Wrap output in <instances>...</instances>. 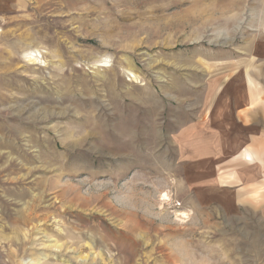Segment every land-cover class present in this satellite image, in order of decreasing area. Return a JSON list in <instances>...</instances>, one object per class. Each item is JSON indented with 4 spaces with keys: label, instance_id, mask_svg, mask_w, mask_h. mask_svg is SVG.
<instances>
[{
    "label": "rangeland",
    "instance_id": "374dc122",
    "mask_svg": "<svg viewBox=\"0 0 264 264\" xmlns=\"http://www.w3.org/2000/svg\"><path fill=\"white\" fill-rule=\"evenodd\" d=\"M0 144V264H264V0H0Z\"/></svg>",
    "mask_w": 264,
    "mask_h": 264
},
{
    "label": "bare ground",
    "instance_id": "6f19581e",
    "mask_svg": "<svg viewBox=\"0 0 264 264\" xmlns=\"http://www.w3.org/2000/svg\"><path fill=\"white\" fill-rule=\"evenodd\" d=\"M37 53H39L38 51H31V52H29V53H27V58L29 59V61H31V62H34L35 61V59H36V56H37ZM103 67H108V63L107 62H105V64L103 65ZM134 77V76H133ZM85 138H87V137H85ZM1 145V144H0ZM10 170V169H9ZM1 172V171H0ZM2 174V173H1ZM2 177V176H1ZM19 179H15V181L17 182ZM19 182V181H18ZM0 183L1 184H3L4 185V182L3 181H1V178H0ZM7 185V184H6ZM59 194L60 195H62L63 196V191L62 192H59ZM58 194V195H59ZM0 199H1V197H0ZM168 199V198H167Z\"/></svg>",
    "mask_w": 264,
    "mask_h": 264
},
{
    "label": "crops",
    "instance_id": "0c3cea01",
    "mask_svg": "<svg viewBox=\"0 0 264 264\" xmlns=\"http://www.w3.org/2000/svg\"><path fill=\"white\" fill-rule=\"evenodd\" d=\"M245 156L249 157L251 159V155L249 153H246Z\"/></svg>",
    "mask_w": 264,
    "mask_h": 264
}]
</instances>
